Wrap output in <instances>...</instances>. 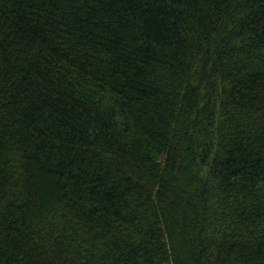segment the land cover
Returning a JSON list of instances; mask_svg holds the SVG:
<instances>
[{
    "label": "trees",
    "instance_id": "16d2710c",
    "mask_svg": "<svg viewBox=\"0 0 264 264\" xmlns=\"http://www.w3.org/2000/svg\"><path fill=\"white\" fill-rule=\"evenodd\" d=\"M0 264H264V0H0Z\"/></svg>",
    "mask_w": 264,
    "mask_h": 264
}]
</instances>
